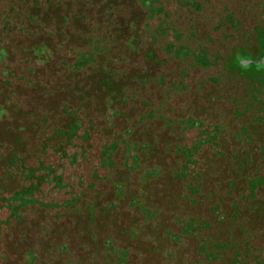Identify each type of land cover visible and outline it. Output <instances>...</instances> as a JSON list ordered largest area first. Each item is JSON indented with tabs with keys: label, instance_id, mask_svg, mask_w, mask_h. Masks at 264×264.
<instances>
[{
	"label": "flooded vegetation",
	"instance_id": "1",
	"mask_svg": "<svg viewBox=\"0 0 264 264\" xmlns=\"http://www.w3.org/2000/svg\"><path fill=\"white\" fill-rule=\"evenodd\" d=\"M132 4L141 22L121 52L143 51L146 70L117 72L115 40L66 55L79 51L84 93L107 88L101 122L75 117L85 140L100 136L90 173L39 160L51 169L7 176L1 154L0 182L19 187L4 198L0 184V264H28L27 242L31 264H264V0ZM75 137L59 146L77 153Z\"/></svg>",
	"mask_w": 264,
	"mask_h": 264
},
{
	"label": "rangeland",
	"instance_id": "2",
	"mask_svg": "<svg viewBox=\"0 0 264 264\" xmlns=\"http://www.w3.org/2000/svg\"><path fill=\"white\" fill-rule=\"evenodd\" d=\"M39 2L44 5L45 0H39ZM28 3L25 4L22 0H5L1 2V15H5L4 17L9 15L11 22L18 26V20L23 15L29 12L38 14L42 10L40 6L35 8L30 0H28ZM132 3L133 0H48L45 8L46 14L44 15L45 28L44 31H41V34L36 36L30 34L25 36V32L17 33L14 31L16 27L7 26L6 18L1 20L4 23L3 25L7 26V28H2L0 39L1 48L6 50V54L1 56L0 62V97L1 103L3 100L7 101L6 105L2 107L5 111L0 112L1 142H5V136H10L6 132V128L13 127L18 133L14 137H9L10 140H13L12 152L17 153L19 158L23 159L21 161L23 165L36 167L39 160H42L45 165L54 166L58 172L64 171L66 178H74L84 172L89 174L96 166V149L100 141L98 133L90 137L89 140H85L84 138L82 139L86 130L85 126L75 132L76 135L81 137L74 138V144L78 146L76 164H68L70 160L64 158V156L61 157V153L57 152L59 149L61 151L66 150L63 146H59L63 145L65 140L55 137L53 133L54 128H64L63 123L66 118L61 114V104H48L45 101L46 98H42L38 92L24 89L23 83L17 78L26 76V68L32 67L33 70H37L35 76H39L40 81L46 79L50 88L59 87L60 89L67 86L68 89L67 79L71 78V76L65 75L64 78L58 76L57 62L61 58L62 53L68 52V47L78 48V44L91 33H96L98 38H103L106 42L116 41V44L109 48L117 49L115 53H120V57H126L124 64L119 61L114 62L117 72L126 70L129 75L134 74L136 71L142 73L148 68L147 62L142 63L143 51H140L137 55L121 52L127 35L137 36V32L130 31L131 26L136 28L141 22V16L136 12L138 9ZM110 14H113L112 24L107 20ZM72 16L74 17L71 18ZM64 20H69V23ZM61 25L64 26L60 32L58 27ZM69 26L71 28L74 26L73 29L76 31L69 29ZM50 31L52 34L48 33ZM39 44L45 45V47L39 48L44 49L43 51H35V46H39ZM93 51L91 49V52ZM104 76H107V74L100 72L94 78L103 81L102 77ZM91 82L92 80L90 79L83 80V83L79 85V89H76L78 90L77 93L73 96H68L71 102L69 104L73 106L68 109H70L69 111L78 110L79 118L84 115L85 119L86 112L88 115L98 118V121L101 122V115L94 114V111L100 109V105H103L101 96H104L107 88L103 85L101 87L102 91L96 92L94 97L87 95L83 90L85 86H90ZM43 117L46 118V122L43 121ZM95 131H100V129H95ZM45 140L48 141L51 147L58 146L59 149L43 150L42 145ZM87 149L90 157L83 164L77 165L78 162L86 159ZM17 171L19 170L16 169L14 172L16 173ZM2 173L1 171V175ZM18 180V178L14 180L9 176L6 178L4 185L0 182L1 197L7 198L12 192L17 190L19 187ZM145 209L146 207L143 205L141 210ZM5 214V211L2 210L1 220H3ZM33 223L32 219H28L27 226L31 227ZM36 248V245L28 242L22 243L20 246V250L27 254L24 260L28 264H31L32 258L35 257L34 250ZM35 252L40 258L39 252ZM40 254L43 253L40 252Z\"/></svg>",
	"mask_w": 264,
	"mask_h": 264
},
{
	"label": "trees",
	"instance_id": "3",
	"mask_svg": "<svg viewBox=\"0 0 264 264\" xmlns=\"http://www.w3.org/2000/svg\"><path fill=\"white\" fill-rule=\"evenodd\" d=\"M3 1H5V0H1V2H3ZM30 1H32V4L35 8H37L39 6L42 8V10L38 14L29 12L26 15H23L18 20V23H19L18 26L15 25V23L11 22V17L9 15H7V17H4L5 15H1V20L6 18V23H8L7 26H9L11 28L16 27V29L14 31L17 33L25 32L26 33V34H24L25 36H28L27 34L36 36V35L41 34L42 30L44 31V28H45L44 15L46 14L45 8H46V5L48 3V0H45L44 5H41L39 0H30ZM22 2L25 4H29L28 0H22ZM73 17L74 16H72L71 18H73ZM64 21H66V20H64ZM3 24L4 23H2V21H1V30H2V28L3 29L7 28V26H5ZM36 26H37V28H36ZM58 28H59V31L61 32V28L60 27H58ZM39 29H41V30H39ZM48 33L52 34L51 31ZM94 34L91 33L82 42H85L88 40L98 41L100 39H103V38H98L97 34L96 35H94ZM78 37H79V35H78ZM103 43H97V45L104 46L105 44H103ZM87 44H88V42L85 43L84 46H87ZM40 47L43 48V47H45V45L39 44V46H35V51H39V50L43 51L44 50V49H39ZM77 47L79 48V46H77ZM85 48H87V47H85ZM80 49H83V47H81ZM77 53H79V51H74L71 54L74 59H76ZM5 54H6V50L4 48H1V56L5 55ZM66 55H67V52H65V54L62 53L61 58L57 62V68H58V76H62L63 78L67 74L73 76V77L67 79L68 89H67V86L64 88H60V89L58 86H57L58 88H55V89L53 87L50 88L46 79H42L40 81L38 78L39 76H35L37 70H35V69L33 70L32 67L26 68V71H27L26 76H19L17 79L21 80V82L23 83L24 89L34 90V91H36V93L38 92L42 98H46L45 101L48 102V104H50V103L61 104V109H62L61 114L63 115L64 118L72 119L73 122L69 121V123L67 125H65L63 123L64 128H54L53 133H54L55 137L62 138V139L67 138V140H70L73 133H75L77 131L76 122H78L80 120L75 119L76 115H78V113H77L78 110L69 111L70 109H68V108L73 107V106H72V104H69L71 102L69 101L68 96H73L75 93H77L78 90H76V89H79V85H80L81 81L79 79L80 78V74H79L80 65L78 63H76V65H75V63H73L74 59H72L71 61H68ZM100 70L101 71H99V73L103 72L102 69H100ZM11 76H13V74H11ZM38 80L40 81V83H38L39 82ZM72 86H73V88H71ZM63 95H66V96H63ZM5 103H7V101H5V100H3V102L1 103V111L2 112L5 111L4 109H2V107H4L3 105H6ZM42 119H43V121L46 122L45 117H43ZM6 132L12 137H14L16 133H18L13 127H11V128L7 127ZM10 136H5V142L4 141L1 142V154L4 155V157H5V167H4L5 175L8 176V175L18 174L17 173L18 171L16 173L14 172L16 169L19 170V173L20 172L24 173L25 176L32 174V171H30V169H32V168L33 169H43V170L51 169L49 167L41 165V162H39L36 165V167H29V166L23 165V163L21 162V161H23V159L19 158L17 153L12 152L13 151V140H10V138H9ZM82 139H83V136H82ZM55 148H58V146H52L51 147V145L48 144L47 140H45L44 144L42 145L43 150H46V149L55 150ZM72 149H74V148H72ZM2 152H4V153H2ZM57 152L61 153V155H60L61 157L64 156V158L70 160V163H73V161H75V159H76V157H75L76 151H74L72 154L66 150L61 151L59 149ZM14 198H16V194L14 195Z\"/></svg>",
	"mask_w": 264,
	"mask_h": 264
}]
</instances>
